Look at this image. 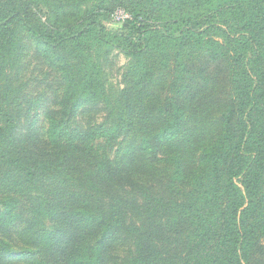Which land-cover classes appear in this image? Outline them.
I'll return each mask as SVG.
<instances>
[{
  "label": "trees",
  "instance_id": "trees-1",
  "mask_svg": "<svg viewBox=\"0 0 264 264\" xmlns=\"http://www.w3.org/2000/svg\"><path fill=\"white\" fill-rule=\"evenodd\" d=\"M26 5L0 0V234L17 218V198L27 199L18 256L109 264L125 233L128 264H264V0H151L162 33L138 26L137 16L124 22L135 29L129 52L138 61L177 48L167 81L154 64L132 69L152 100L134 103L126 88L105 130L60 139L65 122L99 99L103 86L90 77L84 94L65 96L66 119L50 117L47 139L25 147L4 83L16 29L56 61L95 33L82 23L41 27ZM95 139L118 142L115 156L94 150ZM14 247L0 238V264Z\"/></svg>",
  "mask_w": 264,
  "mask_h": 264
},
{
  "label": "rangeland",
  "instance_id": "rangeland-1",
  "mask_svg": "<svg viewBox=\"0 0 264 264\" xmlns=\"http://www.w3.org/2000/svg\"><path fill=\"white\" fill-rule=\"evenodd\" d=\"M26 3L24 9L30 7L31 21L41 27L65 29L82 23L87 30L92 25L95 33L88 34L78 46L65 48L59 54L62 59L56 61L41 43L16 29L14 47L5 63L4 83L9 87L7 104L16 123L14 134L23 146L32 144V140L34 143L35 136L47 139L50 117L57 121L65 120V96L73 94L71 97L74 98L79 93L84 94L78 89L80 85H87L90 77L103 86L99 99L94 105L79 109L75 118L65 122L60 139H63L64 133L66 141H69L91 130L98 133L105 130L110 121H116L122 92L126 88L133 87L130 100L134 103L152 100L153 97L142 96L147 80H139V73L131 77L135 67L138 72L140 68L154 64L155 75L156 71H161L164 81H167V73L173 69L172 51L177 49L175 45L165 46L160 52L154 49L145 53L141 61L130 53L135 48V43L130 42V33L135 29L126 25L124 19L137 16L138 26L149 25L162 33L161 23L152 15L151 0H26ZM92 12L97 15L94 16L96 19L92 24H86ZM96 33L98 37H103V42L95 38ZM165 96L164 92L158 97L164 99ZM89 144L110 158L118 151V142L108 144L103 139H95ZM16 201L13 211L17 218L0 234V238L15 245L16 252L5 257L2 264H30L28 258L18 256L21 248L18 235L31 218L30 205L22 197ZM120 235L112 247L109 264H128L133 252L130 236L125 233Z\"/></svg>",
  "mask_w": 264,
  "mask_h": 264
}]
</instances>
